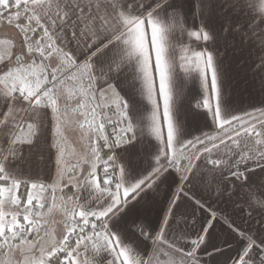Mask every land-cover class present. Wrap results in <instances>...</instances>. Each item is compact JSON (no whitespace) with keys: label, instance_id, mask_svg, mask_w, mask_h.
Returning <instances> with one entry per match:
<instances>
[{"label":"snow or ice","instance_id":"obj_1","mask_svg":"<svg viewBox=\"0 0 264 264\" xmlns=\"http://www.w3.org/2000/svg\"><path fill=\"white\" fill-rule=\"evenodd\" d=\"M0 264H264V0H0Z\"/></svg>","mask_w":264,"mask_h":264},{"label":"crops","instance_id":"obj_2","mask_svg":"<svg viewBox=\"0 0 264 264\" xmlns=\"http://www.w3.org/2000/svg\"><path fill=\"white\" fill-rule=\"evenodd\" d=\"M232 67H233V69H235V63H233Z\"/></svg>","mask_w":264,"mask_h":264}]
</instances>
